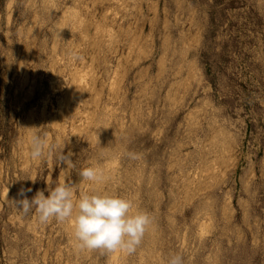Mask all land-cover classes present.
<instances>
[{
  "label": "rangeland",
  "instance_id": "rangeland-1",
  "mask_svg": "<svg viewBox=\"0 0 264 264\" xmlns=\"http://www.w3.org/2000/svg\"><path fill=\"white\" fill-rule=\"evenodd\" d=\"M33 132L51 155L30 158ZM92 165L102 182L79 176ZM60 181L148 212L136 252L80 251L70 223L13 203ZM177 254L264 264V0H0V264Z\"/></svg>",
  "mask_w": 264,
  "mask_h": 264
},
{
  "label": "clouds",
  "instance_id": "clouds-1",
  "mask_svg": "<svg viewBox=\"0 0 264 264\" xmlns=\"http://www.w3.org/2000/svg\"><path fill=\"white\" fill-rule=\"evenodd\" d=\"M60 31L56 35L62 39ZM69 55L73 60H83V57L74 51ZM29 144V155L33 160H39L52 153V147L46 137L38 132L32 133ZM64 148L65 144L58 149L56 160L58 165L66 166L62 170L67 172L74 170L76 163L72 160L73 153L69 150L64 154ZM127 155L132 160L140 158L139 154L134 152ZM79 176L82 180L93 183L103 181V171L95 165L82 168ZM31 180L35 183L36 179ZM46 190L49 193L47 197L44 191L37 190L35 196L29 200L26 192H31L32 188L22 187L18 195L24 198L14 200L13 203L24 215L34 209L42 224L52 219L58 223H70L76 248L80 251L99 250L108 254L116 252L134 254L153 223V218L148 212L134 210L131 199L116 194L93 191L81 192L77 197L73 186L65 181H60L55 187L49 186ZM169 264H183L182 256L179 254L172 256Z\"/></svg>",
  "mask_w": 264,
  "mask_h": 264
},
{
  "label": "bare ground",
  "instance_id": "bare-ground-1",
  "mask_svg": "<svg viewBox=\"0 0 264 264\" xmlns=\"http://www.w3.org/2000/svg\"><path fill=\"white\" fill-rule=\"evenodd\" d=\"M82 16V15H81ZM81 20V19H80ZM65 24V23H64ZM102 33V32H101ZM94 58H95V56H94ZM75 77V76H74ZM73 77V78H74ZM88 77V76H87ZM78 80H80V78L78 79ZM85 80V79H84ZM75 84V83H74ZM77 86V85H76ZM90 86H92V85H90ZM83 88V87H82ZM91 90V89H90ZM70 91V90H69ZM74 91V90H73ZM73 93V92H72ZM95 97V96H94ZM96 104V103H95Z\"/></svg>",
  "mask_w": 264,
  "mask_h": 264
}]
</instances>
